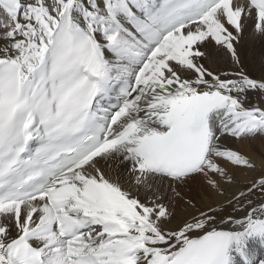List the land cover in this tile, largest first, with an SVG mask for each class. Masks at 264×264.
Wrapping results in <instances>:
<instances>
[{
  "label": "snow or ice",
  "instance_id": "obj_1",
  "mask_svg": "<svg viewBox=\"0 0 264 264\" xmlns=\"http://www.w3.org/2000/svg\"><path fill=\"white\" fill-rule=\"evenodd\" d=\"M249 21L264 0H0V264H264Z\"/></svg>",
  "mask_w": 264,
  "mask_h": 264
},
{
  "label": "bare ground",
  "instance_id": "obj_2",
  "mask_svg": "<svg viewBox=\"0 0 264 264\" xmlns=\"http://www.w3.org/2000/svg\"><path fill=\"white\" fill-rule=\"evenodd\" d=\"M251 21H249V26L246 28L245 37L241 45H238V50L241 55V60L245 70L249 71L253 75H260L262 68H264V39H262L258 33L251 27ZM215 67L217 68H230V60L227 54L215 52ZM252 102H258V97H252ZM261 138L257 137L255 140L251 141H241L236 142L232 138H228L225 143L233 146L239 147L242 150H259V145ZM231 193L234 188L228 187L226 189ZM223 199V197H220Z\"/></svg>",
  "mask_w": 264,
  "mask_h": 264
}]
</instances>
